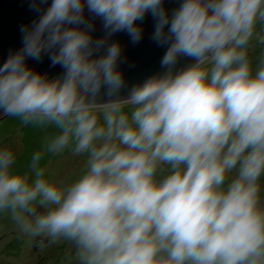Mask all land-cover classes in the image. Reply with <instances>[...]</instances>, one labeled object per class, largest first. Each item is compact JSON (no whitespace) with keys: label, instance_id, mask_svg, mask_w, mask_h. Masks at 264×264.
<instances>
[{"label":"clouds","instance_id":"clouds-1","mask_svg":"<svg viewBox=\"0 0 264 264\" xmlns=\"http://www.w3.org/2000/svg\"><path fill=\"white\" fill-rule=\"evenodd\" d=\"M30 7L37 18L0 66V114L53 132L23 170L0 148V213L22 234L72 243L77 264H264V59L249 57L264 0ZM149 13L164 71L128 88L110 37L138 43ZM45 55L61 74L26 62ZM66 150L86 157L71 182L41 164Z\"/></svg>","mask_w":264,"mask_h":264},{"label":"water","instance_id":"water-1","mask_svg":"<svg viewBox=\"0 0 264 264\" xmlns=\"http://www.w3.org/2000/svg\"><path fill=\"white\" fill-rule=\"evenodd\" d=\"M50 3V0H49ZM31 0H0V66L7 60L10 53L18 51L22 47V33L20 29L30 25L37 18V13L30 7ZM179 0H164V7L171 11L178 7ZM47 7V5H44ZM85 15L92 18L87 10ZM94 19V39L105 35L102 21ZM143 29L142 38L138 43H133L126 32H118L110 37L109 42H119L122 48L119 69L122 71L128 88L143 82L149 76L163 72L161 59L166 51V46H159L152 40L155 20L151 14H146L143 21L137 22ZM27 64L35 71L46 73L50 78L62 73L59 65L52 66L48 56L45 55L40 62L28 59ZM191 61L181 58L177 69ZM127 88L123 94H126ZM4 115L0 114V118Z\"/></svg>","mask_w":264,"mask_h":264},{"label":"rangeland","instance_id":"rangeland-1","mask_svg":"<svg viewBox=\"0 0 264 264\" xmlns=\"http://www.w3.org/2000/svg\"><path fill=\"white\" fill-rule=\"evenodd\" d=\"M249 57L253 61V68L261 59H264V26L262 25H257L254 37L250 42ZM52 132L51 128L26 126L17 118L5 116L0 118V148L11 149L17 159H21L22 168L25 169L30 162L31 155L40 150L44 139ZM23 154L25 155L23 156ZM85 160L86 157L77 156L71 150H66L59 155H46L41 164L58 179L71 182L80 174ZM14 227L18 226L14 225ZM34 241L35 237L26 235V264H77L75 247L72 243L58 241L53 246L50 242L47 246L42 244L35 251L33 249Z\"/></svg>","mask_w":264,"mask_h":264},{"label":"flooded vegetation","instance_id":"flooded-vegetation-1","mask_svg":"<svg viewBox=\"0 0 264 264\" xmlns=\"http://www.w3.org/2000/svg\"><path fill=\"white\" fill-rule=\"evenodd\" d=\"M16 166L21 170L24 169L21 159H17ZM13 223L9 215L0 213V264H26V235L22 234L18 227L15 228L14 225H17ZM51 243L55 245V242ZM33 244V249L37 251L42 244L49 245L50 240L45 237H35Z\"/></svg>","mask_w":264,"mask_h":264}]
</instances>
